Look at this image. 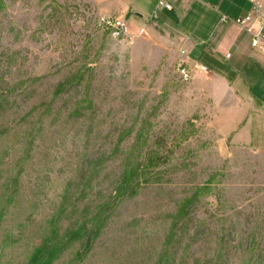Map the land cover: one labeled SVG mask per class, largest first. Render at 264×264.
Listing matches in <instances>:
<instances>
[{
  "label": "rangeland",
  "instance_id": "obj_1",
  "mask_svg": "<svg viewBox=\"0 0 264 264\" xmlns=\"http://www.w3.org/2000/svg\"><path fill=\"white\" fill-rule=\"evenodd\" d=\"M140 1L127 45L96 27L117 17L98 0H0V264H264V149L219 139L214 81L179 77L189 42Z\"/></svg>",
  "mask_w": 264,
  "mask_h": 264
},
{
  "label": "crops",
  "instance_id": "obj_2",
  "mask_svg": "<svg viewBox=\"0 0 264 264\" xmlns=\"http://www.w3.org/2000/svg\"><path fill=\"white\" fill-rule=\"evenodd\" d=\"M149 1L147 4L151 5L156 2ZM256 1L264 6V0ZM98 3L100 10L125 20L132 12L135 20L129 28H141L138 23L143 21L144 7L140 0H98ZM250 7L248 0H173L170 11L150 12L145 23L168 28V21L175 18L173 31L180 39L182 50L189 42L187 51L183 50L179 56L181 62L189 68L195 64L205 66L207 72L194 70L192 78L207 77L215 83L211 89L217 103L213 124L219 139L259 151L264 149V57L250 47L245 32L232 22L221 20L222 16L240 17ZM144 29L146 32V24ZM170 38L172 41L173 37ZM200 59L205 65L198 62Z\"/></svg>",
  "mask_w": 264,
  "mask_h": 264
},
{
  "label": "built area",
  "instance_id": "obj_3",
  "mask_svg": "<svg viewBox=\"0 0 264 264\" xmlns=\"http://www.w3.org/2000/svg\"><path fill=\"white\" fill-rule=\"evenodd\" d=\"M173 0H156L153 13L157 11H170L172 9ZM251 4L250 9L242 16L235 19H229L222 16L223 22H232L239 29L245 32L250 38V47L258 50L264 57V6L256 0H248ZM96 27L100 30L109 31L112 38L120 43L132 45L136 37L141 36L145 29L141 27L133 34L130 32L128 23L124 18L110 16H99L96 20ZM225 58H229V54H225ZM207 72L203 65H194V68H189L185 64H178L176 72L179 77L188 81L192 78L193 71Z\"/></svg>",
  "mask_w": 264,
  "mask_h": 264
},
{
  "label": "trees",
  "instance_id": "obj_4",
  "mask_svg": "<svg viewBox=\"0 0 264 264\" xmlns=\"http://www.w3.org/2000/svg\"><path fill=\"white\" fill-rule=\"evenodd\" d=\"M134 164L135 165H133V163L131 162V164L128 163L124 165V169L122 173L120 174L118 184L113 190L114 200H119L124 197L131 196L132 194L136 192V187L138 186L139 178L142 175L141 174L142 170L140 166L136 165L135 160H134ZM112 203L113 202H110V201L102 202L96 207L95 211L93 212L94 213L93 218H92L93 223L90 225L89 229L86 228L87 226L85 223L78 225V228L81 230V235L82 234L83 235L84 234L94 235L96 230L100 228L99 225L102 224L105 221L106 217L109 216V212L111 211L110 205ZM190 204L191 203L189 201L185 203L183 202V204L179 208V212H178L179 216L176 218V220L180 219L181 216H184V213L186 212ZM65 238H67L65 241H68L69 239H71L72 233L71 234L69 233L68 235H66ZM54 247L48 253V257L45 258L46 260H50V258L53 257V253L56 252V249H57L56 244H54Z\"/></svg>",
  "mask_w": 264,
  "mask_h": 264
}]
</instances>
